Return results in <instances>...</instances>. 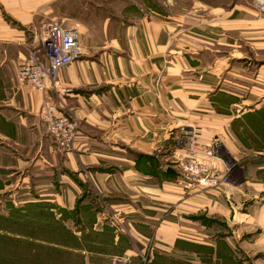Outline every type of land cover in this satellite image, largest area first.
I'll use <instances>...</instances> for the list:
<instances>
[{"label":"crops","instance_id":"crops-1","mask_svg":"<svg viewBox=\"0 0 264 264\" xmlns=\"http://www.w3.org/2000/svg\"><path fill=\"white\" fill-rule=\"evenodd\" d=\"M91 1L0 0V264L137 257L129 237L108 224L93 229L106 211L143 239L173 245L188 235L211 246L218 236L234 258H264V12L256 0H186L191 9L180 11L120 0L115 14L109 0L96 26L67 12ZM55 20L79 29L83 56L60 71L56 90L19 85L18 68ZM47 102L77 122L71 150L43 123ZM167 116L176 122L163 140ZM192 158L223 187L193 198L196 183L180 169ZM195 200L209 211L201 223L173 213Z\"/></svg>","mask_w":264,"mask_h":264},{"label":"rangeland","instance_id":"rangeland-1","mask_svg":"<svg viewBox=\"0 0 264 264\" xmlns=\"http://www.w3.org/2000/svg\"><path fill=\"white\" fill-rule=\"evenodd\" d=\"M118 5H120V0L115 1L114 9L111 8V5L109 6V0H92L90 3L91 7H88L87 11L85 10V5L83 4L82 6L78 5L76 7H71V9L69 7L67 12H69L70 14L76 12L79 18H81L83 21L96 26L101 18L105 16L106 11L110 12V10L112 9V12L114 14L117 13ZM161 5L163 9L167 11H180L187 8L191 9L192 7L191 2H186V0H161ZM63 22L66 25V22ZM173 122H176V120H173V116L164 117L163 140L167 137V135L173 133V131L171 130L173 128ZM193 160H196V158L184 159L180 168L181 171L191 174V172L186 171V168H191V166H193L191 163ZM197 161H199L197 163H204L198 158ZM205 164L208 165L207 163ZM173 166H176V169H179L177 165ZM197 167L193 166V168H195L193 174L197 179L196 181L191 180L196 183L197 186L195 188L196 194L193 198L200 199L204 194H207L208 190L217 191L218 189H221L223 187L225 181L219 176V174L217 175V173V178H212L214 183H211L210 185L200 184L199 181L205 176L202 175L201 168ZM196 170L199 171V174H195ZM189 207L190 208H181L180 206H178V209L180 211H175L173 213L179 216L180 219L181 217L186 218L187 215L184 213L189 212L187 213L188 217L193 220H198V222L200 223L201 221H204V219L208 215L207 213H209V211H203L204 208L202 200L193 201ZM104 208L106 207L104 206ZM182 211H184V213H182ZM96 214L98 216V220L95 223L93 229L99 231L103 224L110 225V227H112L114 231L116 230L117 233H115L117 236H125L127 238L129 237L128 240L131 239L132 241H134L131 242L130 240L129 246L136 250L138 256L132 258L122 255V257H112L107 260L94 259L92 261L93 264H264V258L263 256H260L262 254H258L257 256L262 258L254 260L234 258V254L231 253L232 250L229 247L227 248L222 243H218L219 240L218 236H216V232H213L215 234L214 236H216V239L211 240V246H204L205 244L202 241L188 238V235H186V237L184 238L186 240L184 243L177 242L176 244L170 245L164 242H160L154 237L146 239L141 238L139 235L135 234L134 229L131 228L129 222L126 221V219L121 214L112 212V215L111 213H109V211L103 212L101 214ZM164 214L165 218L163 217V221L170 218V212L166 211ZM115 221L117 222L115 223ZM64 263L70 264L71 261L67 259ZM35 264H42V262L39 260H35ZM54 264H57V261H55Z\"/></svg>","mask_w":264,"mask_h":264},{"label":"built area","instance_id":"built-area-1","mask_svg":"<svg viewBox=\"0 0 264 264\" xmlns=\"http://www.w3.org/2000/svg\"><path fill=\"white\" fill-rule=\"evenodd\" d=\"M256 3L259 10L264 12V3H260V0H256ZM83 54L78 28H69L61 20L48 22L40 29L37 48L18 68L17 81L19 85H29L35 91L56 90L60 87L58 80L60 71L79 60ZM41 119L54 140L64 149L71 150L79 134L77 122L71 117L57 115L56 106L52 102L43 105ZM217 152V145L214 144L206 154L214 158ZM197 162L199 161L196 159L191 163L200 167L202 175L205 176L199 183L202 185L214 183L212 178H217L215 170L209 164ZM193 166L186 168L191 174L185 175L188 179L196 181ZM195 174H199V171L196 170Z\"/></svg>","mask_w":264,"mask_h":264}]
</instances>
